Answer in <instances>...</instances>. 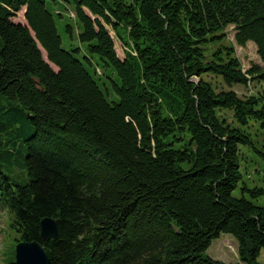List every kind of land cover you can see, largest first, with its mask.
<instances>
[{"label":"trees","instance_id":"trees-1","mask_svg":"<svg viewBox=\"0 0 264 264\" xmlns=\"http://www.w3.org/2000/svg\"><path fill=\"white\" fill-rule=\"evenodd\" d=\"M22 8L26 24L12 20ZM57 19L79 44L62 47ZM229 26L263 65L242 69ZM206 75L262 85L240 97ZM250 119L264 141V0H0V207L13 247L37 240L49 264H226L202 253L229 233L239 262L261 264L264 206L244 192L264 190L233 195ZM14 164L22 183L3 170ZM45 216L59 237L43 242Z\"/></svg>","mask_w":264,"mask_h":264},{"label":"rangeland","instance_id":"rangeland-1","mask_svg":"<svg viewBox=\"0 0 264 264\" xmlns=\"http://www.w3.org/2000/svg\"><path fill=\"white\" fill-rule=\"evenodd\" d=\"M67 12L70 15L71 20H73V11ZM23 13L24 8L18 11L16 13V16L13 17L12 20L14 22L26 24ZM65 23L67 22L64 19L56 20V27L61 38L62 47L67 49L69 48L70 44L76 45L79 44V42L76 39L75 35L73 36V38L69 37L68 33L64 29ZM107 29L113 39L116 54L120 59H122L124 57V46L121 40L116 36L112 27L107 26ZM73 32L75 34V28ZM226 32V40L232 43V45L234 46L235 54L239 58L242 69L244 71L248 69L252 64L263 65L256 52V46L253 42L248 41L245 46H239L235 43V40L233 38L234 30L232 29V26H229L226 29ZM211 49H213V46L209 45L206 51L207 58L209 57V50ZM42 51L43 50L41 49V52ZM42 55L44 58H46L44 52H42ZM204 77L206 80L212 83L216 90L232 89L240 97H244L250 94H256L258 91H260L262 85L260 81L254 80L250 81L248 85L235 84L232 86H227L219 76L206 75ZM102 90L109 101L116 100L117 96L113 91H111V89L109 93H107L104 88H102ZM219 115L224 117L231 126L237 125L233 118L231 110H220ZM257 124L258 122L250 119L246 126V130L249 132L252 138L253 147L243 145L239 146L242 180L238 184V187L233 191L234 196H240L241 187H243L244 185H246L249 189L260 187L264 190V158L257 152L259 151L264 153V141L260 136ZM3 170L7 175L11 177V180H16L17 182L22 183L23 180L27 178L25 170L18 164H14L10 168V170H8L7 168H3ZM244 196L250 199L256 205L264 206V194L258 195L255 198H251L249 196V193L245 191ZM10 221L11 215L4 208L0 207V264H3L5 262V259L10 255L12 249L15 247H13L14 231L9 227ZM202 255L222 261L226 264L238 263L239 259L237 256V241L231 234L221 233L218 238H215L211 241L210 246L206 249V251L202 253ZM258 261L261 264H264V249L261 250ZM239 264L243 263L239 262Z\"/></svg>","mask_w":264,"mask_h":264},{"label":"water","instance_id":"water-1","mask_svg":"<svg viewBox=\"0 0 264 264\" xmlns=\"http://www.w3.org/2000/svg\"><path fill=\"white\" fill-rule=\"evenodd\" d=\"M39 235L43 242L59 237L57 220L45 216L39 222ZM14 264H49L44 245L37 240H23L15 244Z\"/></svg>","mask_w":264,"mask_h":264}]
</instances>
